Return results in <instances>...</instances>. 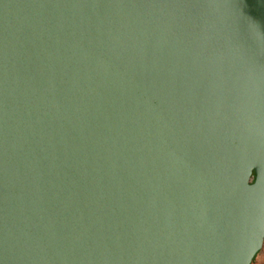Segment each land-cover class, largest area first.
I'll list each match as a JSON object with an SVG mask.
<instances>
[{
    "label": "water",
    "instance_id": "95a60500",
    "mask_svg": "<svg viewBox=\"0 0 264 264\" xmlns=\"http://www.w3.org/2000/svg\"><path fill=\"white\" fill-rule=\"evenodd\" d=\"M264 0H0V264H253Z\"/></svg>",
    "mask_w": 264,
    "mask_h": 264
},
{
    "label": "rangeland",
    "instance_id": "374dc122",
    "mask_svg": "<svg viewBox=\"0 0 264 264\" xmlns=\"http://www.w3.org/2000/svg\"><path fill=\"white\" fill-rule=\"evenodd\" d=\"M255 264H264V247L261 254L257 257Z\"/></svg>",
    "mask_w": 264,
    "mask_h": 264
},
{
    "label": "trees",
    "instance_id": "16d2710c",
    "mask_svg": "<svg viewBox=\"0 0 264 264\" xmlns=\"http://www.w3.org/2000/svg\"><path fill=\"white\" fill-rule=\"evenodd\" d=\"M261 254V252L256 256V258L254 259V262H253V264H255L256 263V260H257V257L259 256Z\"/></svg>",
    "mask_w": 264,
    "mask_h": 264
}]
</instances>
